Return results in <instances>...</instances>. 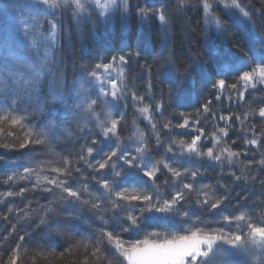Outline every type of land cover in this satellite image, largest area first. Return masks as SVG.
<instances>
[{"label":"trees","instance_id":"16d2710c","mask_svg":"<svg viewBox=\"0 0 264 264\" xmlns=\"http://www.w3.org/2000/svg\"><path fill=\"white\" fill-rule=\"evenodd\" d=\"M177 2L178 0H130L131 7L128 13L117 11L105 18L94 14L91 10L79 18L74 17L71 10L57 11L54 16L49 11L50 19L57 22V35L52 61L49 64L52 73L44 76L39 87V98L48 115H51L54 107H60L58 103H55L54 107L52 104V96L59 90H62L63 98H67L72 104L70 107H73L74 100L71 94L78 71H91L97 63H108L114 55L118 57L129 52H138L139 56L133 55L125 65L127 91L135 92L137 96H144L143 104L162 101L161 112H156L154 108L152 110L153 123L156 124L155 131L160 133L162 144L157 147L151 124L136 112V108L142 107L143 104H134L129 94L126 99L118 101L120 111L124 115L118 128L122 145L132 142L129 138L134 132H144L153 160L164 159L181 171L184 168L200 170L202 175L196 177L194 181L189 176L183 179L184 183L191 182L194 188L210 185L215 188L217 196L225 195V188L231 190V196L219 215L216 210L209 212L207 209L198 208L195 203V192L188 197L187 203L178 206L181 212L193 211L192 217L199 216L203 222L199 226L217 229L222 225L218 223L222 215L239 214L237 193L241 197H249L248 206H251L257 198L264 200V188L260 183L264 181V171L257 165L264 155V143L259 144L258 147L245 144V140L252 139L254 133L256 138L264 139L260 136L264 133V118L257 114L244 119V113L251 111L258 113L259 108L264 107V84H257L256 89L249 88L243 100H238L236 92L228 89L217 100V91L212 88V83L219 79H225L229 85L237 83L240 73L251 70L259 61L262 54L260 41L264 38V25H261L260 21H264V15L253 13L252 22L255 28L252 29L249 25L246 29L236 16H230L222 7L214 6V14L219 17L223 25L222 28L217 29L214 25L205 23L199 0H189L188 6L182 10H177ZM242 3L264 11V0H242ZM137 7L157 9L164 7L169 16L167 25H162L154 16L142 19L137 14ZM226 62L232 65L228 67L225 65ZM148 66L152 67L151 72L147 70ZM169 67L168 75H163L162 73L167 72ZM149 81L152 85L150 89ZM237 87L238 90H242L239 84ZM229 95L232 99L228 98ZM209 101H211V110L205 113L203 105ZM197 109L200 110L199 116ZM4 112L27 117L25 123L35 130L40 123L28 109L20 105L4 107L0 104V115ZM60 113L54 115L55 117L52 114V117L55 120L60 119ZM220 116H231L232 119L226 124L225 120L219 119ZM236 116H240L241 119H235ZM184 117H188V126L176 127L184 122ZM133 120H136L135 126ZM241 121H243V129ZM164 123H170L171 128L164 129ZM225 127H227V136L218 132V128ZM0 128H4V133L0 134V158H2L0 193L19 192L20 188L31 189L32 183L27 181H18L15 184L3 182L6 179L3 176L7 174L1 168L5 166L4 162L9 163L24 158L32 145L19 147L25 142V133L20 127L8 126L7 122H4L0 124ZM199 130L203 132L198 142L201 151L206 152L207 148L213 147L212 134L216 133L221 136V143L214 152H219L223 147L241 152L242 155L238 159L234 158L235 166L230 167L226 160L220 164L207 158L200 161L194 159L191 162L183 160L182 166L172 163L176 157L171 153L166 154L165 149L172 141L177 144L181 140L185 143L191 142L194 136L201 134ZM3 144H8L9 148L2 147ZM249 161L253 162V166L245 173L248 179L235 181L230 173L235 172L237 176H241V169H244ZM253 175L258 177L255 181L251 180ZM158 176L159 179L156 181L158 185L162 186L164 180H168L169 187H161V192L165 198H170L171 174L161 169ZM88 184L89 190L96 193L97 186L91 179L88 180ZM121 184L122 187L126 186L124 183ZM27 204L31 205V210L25 208ZM10 207L23 209L25 212L30 211V215L20 219L23 213L18 211L10 213L8 211ZM49 207L54 209V212L48 215V224L37 227L40 225V219L45 215V209ZM240 207L241 209L245 207L243 200L240 202ZM262 211L264 206L256 207L253 215H259ZM133 214L140 216L139 209H134ZM124 215V212L120 213L121 217ZM4 216L8 219L4 220ZM112 216L113 213L108 211L105 219ZM178 217L171 223L141 219L139 230L124 233L123 239H142L151 231L180 232L185 225L179 223ZM13 225L15 231L12 230ZM100 226L88 206H82L80 211L72 210L41 189L29 190L23 196L0 197V264H5L10 257L16 255L19 257L17 264H85V257L88 254L81 247L73 248L71 251L69 249L72 245H76L77 241L94 238ZM123 226L127 227V223ZM107 230H113L111 221ZM21 236L25 237L23 241L19 239ZM17 244L21 245L18 250H16ZM88 264H93L91 258L88 259Z\"/></svg>","mask_w":264,"mask_h":264},{"label":"snow or ice","instance_id":"6c2138e0","mask_svg":"<svg viewBox=\"0 0 264 264\" xmlns=\"http://www.w3.org/2000/svg\"><path fill=\"white\" fill-rule=\"evenodd\" d=\"M46 10L51 15H55L57 11L67 12L71 10L74 17L79 18L83 14L88 13L89 9L95 10L98 15L104 16L106 13L113 11H121L128 13L130 10V0H40ZM189 0H178L177 10H182L188 6ZM199 6L202 7L204 20L207 25H214L217 29L222 28V22L214 14V6L222 7L226 14L237 16L240 23L247 29L249 25L255 28L252 22L253 13L264 15V11L256 9L253 5H245L242 0H199ZM137 14L142 19L154 16L162 25H167L169 16L164 7L146 8L137 7ZM50 26L48 41L54 42L57 35V22L48 20ZM264 25V21H260ZM33 29L38 27L34 20L33 24L26 26ZM262 49L259 61L249 71H243L238 77L237 83L227 84L225 79H219L212 83V88L217 91L216 99L219 100L226 89L236 92L237 99L243 100L245 92L251 88L256 89L257 84H264V38L261 39ZM35 46V41H33ZM139 56V53L129 52L125 55L112 56L108 63H97L93 69L86 74V78L93 82L94 87H98L99 92L96 99H85L81 105L82 112L87 120H94L95 127L99 129L101 140L90 139L81 147L80 153L76 156L77 163H83L87 169L91 170V181L97 186L96 193L89 190L88 176L82 173L81 168L75 167L73 161L68 158H62L59 161L60 166L51 167L52 161H41L37 166L32 168H24L22 173H13L4 179L5 184H15L18 181H31L35 177V182L31 184V189L20 188L19 192L8 191L0 193V197L7 198L13 196H23L29 190L41 189L44 192L52 193L59 190L58 199L68 205L88 206L94 217L99 221L100 227L96 230L94 238H87L77 241L76 245H72L69 249L81 247L88 255L85 257V264L91 258L93 264H221L220 257L225 255H233L242 258L251 256L253 260L259 259L260 264H264V211L259 215H253L256 207L264 206V200L257 198L251 206L247 205L249 197H241L239 193L236 195L237 210L236 215H222L218 223H222L223 227L217 229L205 228L201 225L203 222L199 216L190 217L188 211L181 212L179 207L182 203L188 202V197L192 193H196L195 203L198 208L207 209L209 212L216 210L219 215L223 206L226 205L231 190L225 188V195L217 196L215 188L210 185H201L200 188H194L193 183H184L183 179L189 176L195 180L196 177L202 175L200 170H191L184 168L183 171L172 167L169 162L164 159L153 160L151 153L146 144L144 132H134L129 139L138 144L135 148L136 155H132L130 151L122 147V141L118 136V128L124 119L123 113H119V119L113 118L111 107L115 106L113 102L126 99L130 94L134 104H143L144 96H137L135 92L127 91L125 65L133 56ZM50 59L47 51L45 57L40 61L39 65L26 64L24 67L31 77L32 84H38L46 74H51L52 69L48 66ZM149 72L152 67L148 66ZM167 72L162 73L168 75ZM115 73V76H113ZM242 90H238L237 85ZM149 81V89L151 88ZM232 99L231 95L228 97ZM53 103H63V92L59 90L52 96ZM101 108L97 112V107ZM211 101L203 105L205 113L210 112ZM127 107V104H125ZM161 112L163 109L162 101L155 104H143L142 107L136 108V112L151 124L152 132L156 136V144L159 147L162 144L160 133L156 132V124L153 123L152 110ZM197 109V116H199ZM264 118V107H260L258 113L255 111L244 113V119L249 116L257 115ZM184 116L183 113H180ZM215 115V114H213ZM103 117V119H101ZM219 119L227 121L232 119L231 116H220ZM235 119L240 120V116ZM27 117L16 116L12 112H4L0 115V124L7 122L8 126H18L25 133V142L19 145L25 148L28 145L48 146L49 137L46 130H35L29 127L25 121ZM188 117H184L182 124L176 125L178 128H186L188 126ZM198 122V121H197ZM136 125V120L132 121ZM243 129V121H241ZM87 128V123L80 127L83 132ZM164 129H170V123L163 124ZM192 138L191 142L185 143L181 140L178 144L172 141L170 146L165 149L166 154L171 153L176 159L172 163L181 164V161L187 160H203L207 158L220 164L226 160L230 167L235 166L234 158H239L242 153L231 151L228 147H223L219 152H214L221 143V136L213 133V147L207 148L206 152L201 151L198 142L203 135ZM218 132L223 136H227V127L218 128ZM4 133V128H0V134ZM12 135V133H8ZM264 137V133L260 134ZM115 138V148L109 152L103 151V145L106 141H112ZM235 143V141H233ZM264 143V139L256 138V134L250 140H245L246 145L259 146ZM5 149L9 148L8 144H3ZM175 149V151H174ZM96 155H100L101 159L97 160ZM90 158V159H89ZM2 161V158H0ZM257 165L264 171V155ZM253 166V162L249 161L244 169H241L242 175L237 176L235 172L230 173L235 181L247 180L246 171ZM161 169H165L171 174L172 190L169 193L170 198H165L161 192V187L168 188L169 182L164 180L163 185H158L156 181L159 179L158 174ZM50 172L53 175L44 173ZM73 172L80 173L83 183L73 188L69 183ZM223 174V169H221ZM107 177V178H106ZM133 178L129 180L128 178ZM258 177L253 175L252 181ZM121 183L126 186L119 187ZM264 188V181H261ZM51 185V187L45 186ZM150 185V187H149ZM221 187H224L221 185ZM88 198L85 199L84 197ZM244 201L245 207L241 209L240 202ZM51 203V202H50ZM110 206V207H109ZM25 208L31 210V205H25ZM139 209L140 216L134 215L133 210ZM8 211L22 212L20 219H24L30 215L23 209L9 208ZM108 211L113 213L112 217L105 219ZM51 207L45 209V215L40 219L41 225L48 224V215L53 213ZM124 212L123 217L120 213ZM177 216L181 218L185 226L182 231L173 230L151 231L143 236L142 239L124 240L123 234L133 230H139L141 219H152L157 222L171 223ZM4 220L8 217L4 216ZM112 223L113 230L109 231V223ZM127 223V227L123 224ZM119 229L118 231L116 229ZM228 229V230H226ZM15 231V226H12ZM7 239V238H5ZM21 241L24 236L19 238ZM227 246V247H226ZM21 245L17 244L16 250ZM91 249V251H89ZM14 250V251H16ZM253 253H258L253 255ZM63 255V253H61ZM18 255L10 257L5 264H17ZM236 264H245V260L237 261Z\"/></svg>","mask_w":264,"mask_h":264},{"label":"rangeland","instance_id":"374dc122","mask_svg":"<svg viewBox=\"0 0 264 264\" xmlns=\"http://www.w3.org/2000/svg\"><path fill=\"white\" fill-rule=\"evenodd\" d=\"M89 10L98 15L95 10L91 8ZM116 12L106 13L101 17L105 18ZM34 20L38 27L35 29L28 27L26 35V26L32 25ZM48 20H51L49 10H46V6L40 3V0H0V104L4 107L20 105L28 109L40 122L39 124L36 123V130H46L49 137L48 146L32 145L24 158L9 163L4 162L5 166L1 168L7 174L3 177L6 178L13 173H22L24 168L35 167L41 161H52L51 167L60 166L59 161L62 158H68L73 161L75 167L81 168L82 173L87 175L89 180L91 179V170L87 169L82 162L77 163L76 161L77 154L80 153L81 147L86 142L90 139L101 140L99 129L95 127V121L87 120L81 108L86 98L96 99L99 92L98 87H94L93 82L86 78L89 71H78L74 81V90L71 94L74 106L71 108L70 105L72 104L67 98H63V103H58L60 107H54L55 103H52L54 108L51 115H48L39 98V87L43 78L38 84H32L30 82L31 77L24 67L26 64L39 65L40 61L44 59L46 51L50 62L52 61L56 40L50 43L47 39L50 30ZM33 41H35V46H33ZM234 62L237 64L236 61ZM230 64L232 65V63ZM230 64L226 62L225 65L230 67ZM113 104L115 105L111 107L113 118L119 119L118 114L121 113L119 103L115 101ZM102 107L103 105L97 107V112H100ZM58 112H61V118L55 120L52 114L54 116ZM85 123H87V128L81 132L80 127ZM138 146L133 142L122 145L133 156L136 155L135 148ZM102 147L104 152L111 151L115 148V138L112 141H106ZM96 159H101V156L96 155ZM44 174L53 175L50 172ZM27 182L34 183L35 177L33 176L31 181ZM69 183L73 188L78 187L83 183L81 174L73 172ZM45 186L51 187L47 184ZM48 194L53 195L60 204L72 210L80 211L82 209L81 205H68L61 202L58 199L60 195L58 189ZM192 213L193 211L189 212L190 217H192ZM178 218L179 223L184 224L181 218ZM253 255L258 256V253H253ZM242 259L245 260V264H260L259 259L253 260L251 256L246 258L233 255L220 257L221 264H236Z\"/></svg>","mask_w":264,"mask_h":264}]
</instances>
